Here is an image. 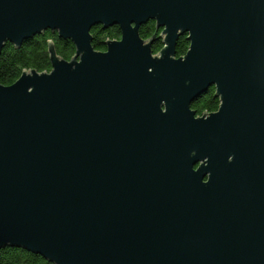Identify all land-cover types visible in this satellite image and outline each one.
Listing matches in <instances>:
<instances>
[{
  "label": "water",
  "instance_id": "1",
  "mask_svg": "<svg viewBox=\"0 0 264 264\" xmlns=\"http://www.w3.org/2000/svg\"><path fill=\"white\" fill-rule=\"evenodd\" d=\"M151 16L163 60L138 39ZM101 21L125 33L109 54L89 45ZM47 27L75 40L73 58L50 41L52 76L0 82V251L54 264H264V0H0V56ZM184 35L192 50L171 61ZM212 82L221 111L196 121L187 105Z\"/></svg>",
  "mask_w": 264,
  "mask_h": 264
},
{
  "label": "trees",
  "instance_id": "2",
  "mask_svg": "<svg viewBox=\"0 0 264 264\" xmlns=\"http://www.w3.org/2000/svg\"><path fill=\"white\" fill-rule=\"evenodd\" d=\"M157 33L158 38L153 43L152 47L163 41L160 37L161 30L153 32L151 29L146 31L144 39H148L153 34ZM97 45L101 48H106V37L102 29L95 37ZM53 41L58 54L67 60H71L75 55V45L65 42L59 38L57 33L50 32L40 35L25 41L20 47H16L11 43H7L0 56V82L4 85H11L16 82L22 75L24 70L36 69L39 72L45 68H52L49 42ZM189 41L187 36H181L177 46V56L184 55L188 51ZM183 49V51H181ZM219 99L214 96V91L207 93L205 96L197 100L192 108L197 113L203 112L205 108L207 112L216 111L219 107ZM0 264H54L48 261L43 256L20 248H6L0 251Z\"/></svg>",
  "mask_w": 264,
  "mask_h": 264
},
{
  "label": "clouds",
  "instance_id": "3",
  "mask_svg": "<svg viewBox=\"0 0 264 264\" xmlns=\"http://www.w3.org/2000/svg\"><path fill=\"white\" fill-rule=\"evenodd\" d=\"M157 21H159V23H160L159 16H151V17L147 18L146 21H144L143 23L139 24V27H138V30H137V35H138L139 41L142 42L141 43V47L148 48V53H149L150 57L153 60H163L164 56H163L162 52H163V48L166 47V45L163 43V41H161L159 44H156L153 47L149 48V47H147L148 41L144 39V36H145L146 31L148 29H151L153 32L156 31ZM164 25H166L167 29H168V25L167 24H164ZM129 26L132 29H137V22L135 20H133V21L130 22ZM102 29L104 30V36L106 37V40L110 41V43L108 45V48L99 47L97 45V41L95 39L97 33L100 32ZM53 30H55L57 32H62V29L60 27H55V28L47 27V28H42L38 33H41V34L50 33ZM185 32L192 33L191 30L185 31L183 28H177L176 35L178 36L180 33H185ZM167 34H168V31H167ZM88 35L91 37L89 45H90L93 53H96V54H109L110 53L109 49H110V45L111 44L122 43L124 41V39H125V33H124L123 27H122V25L120 23H114V24H111V25H106V23L103 22V21L93 24L88 30ZM161 35H164V31L163 30H161ZM149 39H150V37H149ZM63 40L65 42L69 43V44H72V42H75V40L72 37H67V38L63 37ZM75 45H77L76 42H75ZM191 50H192V48L190 49V51ZM181 51H183V49H181ZM190 51L189 52H185L182 58L177 56V55L169 54L168 59H170L171 61H186ZM81 55H82V58H83L85 53L81 52ZM79 63H81V61H77V64H79ZM73 69H75V66H73ZM55 71H56V68L55 69H53V68H45L44 71L37 72L35 74L37 76H44L45 74H47L48 76H52ZM154 71H155V69L153 67H149L148 68L149 74L153 73ZM32 75L33 74L30 73L28 76L32 77ZM185 83L186 84H190L191 81H186ZM212 85H218L219 86L218 82H212L210 85L207 86V90L206 91L201 92L198 96H196L194 99H192L191 102L187 105L188 111L190 113L194 114L192 118L194 120H196V121H200V120L207 121L213 115L211 113H209L208 115L204 114L205 112L208 111L207 108H205L203 112H200L198 114L192 108L193 101L198 100L199 98L204 96L207 93L209 87L212 86ZM27 91H28V93H32L34 91V86L29 87L27 89ZM219 98H220L219 109L217 110L216 114L221 111V108H222V105H223L222 96L219 95ZM164 113H166V112H164ZM190 155L192 157H195L197 155V153H196L195 150H193ZM234 160H235V155L234 154L228 156V162L229 163H232ZM199 161H203L205 166H207L209 164V158L208 157H205L204 159L199 160ZM207 175L211 177V173H208ZM203 182L206 183L204 178H203Z\"/></svg>",
  "mask_w": 264,
  "mask_h": 264
},
{
  "label": "flooded vegetation",
  "instance_id": "4",
  "mask_svg": "<svg viewBox=\"0 0 264 264\" xmlns=\"http://www.w3.org/2000/svg\"><path fill=\"white\" fill-rule=\"evenodd\" d=\"M160 30H162V29H160ZM211 91H214V92H215V88H214V87L210 88L209 91H208L207 93H209V92H211ZM207 93H206V94H207ZM206 94H205V95H206ZM205 95H204V96H205ZM202 97H203V96H202ZM199 99H200V98H199ZM199 99H198V100H199Z\"/></svg>",
  "mask_w": 264,
  "mask_h": 264
}]
</instances>
